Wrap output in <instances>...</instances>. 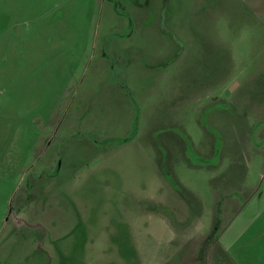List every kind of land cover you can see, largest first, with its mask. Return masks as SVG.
Segmentation results:
<instances>
[{"label":"rangeland","instance_id":"rangeland-1","mask_svg":"<svg viewBox=\"0 0 264 264\" xmlns=\"http://www.w3.org/2000/svg\"><path fill=\"white\" fill-rule=\"evenodd\" d=\"M0 138V264H192L264 191V0H0Z\"/></svg>","mask_w":264,"mask_h":264},{"label":"crops","instance_id":"crops-1","mask_svg":"<svg viewBox=\"0 0 264 264\" xmlns=\"http://www.w3.org/2000/svg\"><path fill=\"white\" fill-rule=\"evenodd\" d=\"M42 137L44 136L40 140ZM13 144L14 140L0 138V177L10 180L24 172L26 157L30 154V151L27 156L13 154L16 152ZM256 201L258 203L254 206H250L251 201L248 202L214 242L207 241L211 232L198 239L197 248H193L192 264H264V191ZM5 210L6 208L3 209L2 219ZM4 220L3 223H7L9 218ZM192 242L195 241L188 244ZM188 254L186 251L182 253L180 262L185 261ZM71 263L78 262L73 260Z\"/></svg>","mask_w":264,"mask_h":264},{"label":"trees","instance_id":"trees-1","mask_svg":"<svg viewBox=\"0 0 264 264\" xmlns=\"http://www.w3.org/2000/svg\"><path fill=\"white\" fill-rule=\"evenodd\" d=\"M241 158L242 157L238 158L236 161L241 160ZM242 167H243V165H242ZM243 170H244V168H243ZM245 177H246V174H244V172L240 175V177H238V179L240 180L239 181V183H240L239 188L228 187L224 190V192H222V193L217 192L216 193L217 207H216V211H215V225H214V228H212L211 233L209 234V236L207 238V241L214 242V240L219 237L220 233L223 232L225 228H227V226H228L227 224L222 226L220 215L224 211V205L223 204H226L228 202L227 201L228 199H230V198L233 199L235 196H238L237 199H239L240 203H241V205H239L236 208V210L232 209L233 210L232 211L233 216H231V220H232L238 213H240V211L243 210L245 203L248 202L249 199L252 197L253 192L250 195V197L248 198V196L250 194L248 192H251L252 190L245 192V186L243 185ZM231 220H230V222H231Z\"/></svg>","mask_w":264,"mask_h":264}]
</instances>
